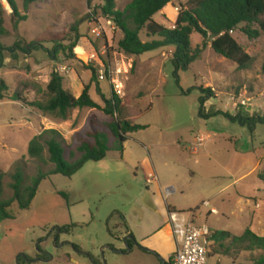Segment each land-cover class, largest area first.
Returning a JSON list of instances; mask_svg holds the SVG:
<instances>
[{"label": "rangeland", "instance_id": "obj_1", "mask_svg": "<svg viewBox=\"0 0 264 264\" xmlns=\"http://www.w3.org/2000/svg\"><path fill=\"white\" fill-rule=\"evenodd\" d=\"M15 1L28 20L16 25L9 2L1 0L8 32L1 41L6 47L18 41L42 42L48 49L56 41L68 45L76 24H81L82 38L78 50H74L76 59L61 56L52 62L43 51L19 54L17 61L7 55L6 67L0 70V83L4 81L8 86L5 98L0 101V174H5L4 200L13 197L10 175L20 162H24L28 179L40 169L45 172L54 169L47 163V151L46 162L29 157L28 147L35 136L46 130L59 131L69 159L76 147L75 135L83 132L89 117L95 115L99 122L112 121L101 110L104 103L95 83L91 85L90 95L101 109L72 110L65 121L13 101L19 93L28 103L45 102L55 69L64 77V88L78 97L84 86L91 83L89 59L93 52L102 61L123 67V101L129 110V119L144 129L130 135L124 154L111 151L106 159L87 163L71 178L52 175L43 181L29 210H21L14 204L15 219L0 222V264H70L71 258L84 264H136L122 239L125 227L122 216L131 214L140 202H147V196L143 195L150 187L143 167L146 159L154 164L161 180L169 183L179 179L178 191L184 190L188 204H196L205 196L213 206H218V216L208 215V220L199 218L200 211L207 213L208 209L202 205L199 210L194 208L198 217L196 225L216 226L234 236L243 235L249 222H245L247 216L242 212L247 201L238 203L242 186H246V192L255 190L257 199L264 201V181L259 177L264 174V126L250 132L224 117L202 119L199 115L201 89H211L214 94L205 104L207 113L236 114L240 110L245 115H263L264 36L251 41L240 31L235 33L238 43L254 58L249 70L239 71L235 63L218 56L208 41L201 59L176 76L171 62L173 47L139 57L120 51L122 31L102 14L100 7L104 2L101 0H38L28 13L23 8L24 0ZM132 1L115 0V9L122 12ZM189 1L172 0L154 20L173 29L179 11ZM94 29L100 33L99 37L92 34ZM140 37L143 42L153 41L145 31ZM202 41L199 34L192 36L194 47ZM100 85L104 94L111 93L108 82ZM208 134L211 139L203 144L209 145L208 150L193 155L189 145L196 146L197 137ZM255 157L262 164L253 174L249 171ZM243 175L246 176L242 178ZM217 191L218 205L208 198ZM227 197L229 202H225ZM252 201L248 209L258 207ZM70 226L74 227L69 233L60 232ZM75 246L83 250L82 255ZM259 255L243 253L231 259L216 256L210 250L208 263L254 264Z\"/></svg>", "mask_w": 264, "mask_h": 264}, {"label": "trees", "instance_id": "obj_2", "mask_svg": "<svg viewBox=\"0 0 264 264\" xmlns=\"http://www.w3.org/2000/svg\"><path fill=\"white\" fill-rule=\"evenodd\" d=\"M16 17V25L28 20L27 15H22L15 0H7ZM38 0H24L23 8L28 13L30 7ZM104 5L100 7L102 14L111 20L122 31L123 38L118 46L122 53L131 57H139L146 53L163 48L173 47L171 59L175 68V75L187 71L190 66L201 59L208 48V41L212 50L218 55L235 63L239 71L249 70L254 63V58L248 54L243 45H240L233 35L240 31L249 40H257L264 36V0H190L187 6L181 8L173 29L157 23L154 18L162 12L172 0H133L124 11L115 9V0H101ZM6 10L0 0V70L6 67L9 54L13 60H19V54L31 55L43 51L52 62H57L61 56L70 60L76 59L74 50L82 36L79 24L72 27L73 38L68 45L54 42L52 49H48L42 42L30 44L18 41L12 47H6L1 39L8 35L5 27ZM146 32L147 37L153 39L143 42L141 33ZM199 34L203 39L201 45L194 47L192 36ZM78 50V48H77ZM92 72L91 83L84 86L80 97L64 88V77L55 69L47 86L46 101L28 103L22 95L16 93L13 101L23 102L38 109L43 114L54 115L61 120H67L72 110H98L101 107L91 98V85L96 84V92L101 97L104 108L103 113L112 118L110 122H99L95 115L88 118L82 133L75 135L76 147L70 153V160L66 158L65 140L57 130H46L35 136L28 147V155L33 160L46 162L44 154L47 151V163L54 169L45 172L40 169L37 174L27 178L24 172V162H20L14 173L10 175V188L13 197L3 199V179L5 174H0V222L14 220L12 207L17 204L21 210H29L37 196L43 181L52 175H62L68 178L75 176L89 162H100L106 159L111 151L124 154L125 143L131 134L144 127L134 125L129 119V110L123 98L115 94L111 87L110 94H104L101 83L96 75V70L90 66ZM264 73V66H263ZM109 83V82H108ZM8 86L4 81L0 83V101L5 98ZM203 96L200 99V117L210 120L213 117H224L232 124L254 132L258 126H264V114L245 115L238 110L236 114L223 111L206 112L205 104L214 97L211 89H201ZM79 156V157H78ZM78 157V158H77ZM264 181V174L260 175ZM67 197L65 194H62ZM123 219V217H122ZM61 229L69 233L71 228ZM131 246V243L129 242ZM76 251H80L75 246ZM208 250L215 255L235 259L243 253H260L254 264H264V236H259L250 228L241 236H234L225 231H214L208 238Z\"/></svg>", "mask_w": 264, "mask_h": 264}, {"label": "crops", "instance_id": "obj_3", "mask_svg": "<svg viewBox=\"0 0 264 264\" xmlns=\"http://www.w3.org/2000/svg\"><path fill=\"white\" fill-rule=\"evenodd\" d=\"M233 35L235 36V33ZM202 136L206 137V141L211 139V134ZM189 147L193 155L197 156L202 153L204 154L208 150L209 145H202L200 147L189 145ZM200 148H203V150L200 151ZM255 158V162L249 173L254 174L261 167L262 161L257 157ZM143 167L144 172L147 171L146 182L150 174H154L156 179L151 184L147 183L150 187H147L146 191L143 192V195L147 196V202H140L135 205L131 214L122 216L125 224L122 239L131 248L129 255L134 256L136 264H170L173 256L179 249V242L173 234L172 225L169 221V212L174 211L183 214L195 212L197 215L193 209L197 208L199 210L198 207L202 205L208 210L207 213L200 211L199 218H206L208 220V215L218 216V206H213L210 200H206L205 196L200 197L196 204H188V200L185 201L184 199L186 196L184 190L178 191L177 184L179 179L175 178L174 181L169 183L163 179L161 180L158 177L154 164L149 159L144 161ZM246 175H243L242 178ZM214 177L218 178L217 176ZM245 188L246 186H242L243 190L240 192L238 203L242 204L244 200L247 201V205L242 211L247 216L245 222H249L247 229L250 228L257 235L264 236V201L257 199L255 190L246 192ZM208 198H211L218 205V191ZM229 200V197H227L225 202H229ZM252 200L255 201V205L257 204L258 207L253 206L252 209H248L251 202H253ZM205 202H209L210 205L204 206ZM212 210L216 211V213L212 214ZM186 211L189 212L186 213ZM196 215L194 222L198 218ZM210 229L212 232L220 231L216 226H212ZM82 251L80 248V251L77 252L80 254ZM125 255H128V253H125ZM209 258L211 257L209 256ZM70 264L84 263L76 258H71Z\"/></svg>", "mask_w": 264, "mask_h": 264}, {"label": "built area", "instance_id": "obj_4", "mask_svg": "<svg viewBox=\"0 0 264 264\" xmlns=\"http://www.w3.org/2000/svg\"><path fill=\"white\" fill-rule=\"evenodd\" d=\"M92 34L100 36L97 29H94ZM103 56L106 57V55ZM89 62L95 68L98 80L100 82H109L115 94L123 98L125 96L124 68L120 67V65H113L107 60L102 61L96 52L91 54ZM196 141V146L200 147L206 142V137L198 136ZM155 179L156 176L150 174L147 183L151 184ZM209 205V202L204 203V206ZM211 213L215 214L216 211L212 210ZM195 215V212L188 214L169 212V221L172 225L173 234L179 242V249L170 264H209L208 238L211 236L212 231L206 225H196L194 222Z\"/></svg>", "mask_w": 264, "mask_h": 264}, {"label": "water", "instance_id": "obj_5", "mask_svg": "<svg viewBox=\"0 0 264 264\" xmlns=\"http://www.w3.org/2000/svg\"><path fill=\"white\" fill-rule=\"evenodd\" d=\"M129 249V252H130V248H128Z\"/></svg>", "mask_w": 264, "mask_h": 264}, {"label": "flooded vegetation", "instance_id": "obj_6", "mask_svg": "<svg viewBox=\"0 0 264 264\" xmlns=\"http://www.w3.org/2000/svg\"><path fill=\"white\" fill-rule=\"evenodd\" d=\"M61 232V231H60Z\"/></svg>", "mask_w": 264, "mask_h": 264}]
</instances>
